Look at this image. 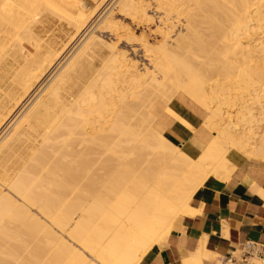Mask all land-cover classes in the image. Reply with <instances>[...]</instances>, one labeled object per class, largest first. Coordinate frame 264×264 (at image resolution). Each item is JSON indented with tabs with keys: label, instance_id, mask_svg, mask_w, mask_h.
I'll use <instances>...</instances> for the list:
<instances>
[{
	"label": "bare ground",
	"instance_id": "1",
	"mask_svg": "<svg viewBox=\"0 0 264 264\" xmlns=\"http://www.w3.org/2000/svg\"><path fill=\"white\" fill-rule=\"evenodd\" d=\"M80 1L46 0L76 30L61 51L35 35L39 14L21 25L20 2L0 0V141L41 94L0 144V264H142L180 216L195 215L204 183L231 177L230 150L264 161V104L245 95L264 91V0L117 1L136 29L149 26L142 66L118 46L136 30L108 15L92 33L103 18ZM258 32L244 47L240 37ZM177 96L204 107L200 133L170 107ZM216 103L236 105V123L220 119L208 142ZM165 111L188 130L185 148L161 129Z\"/></svg>",
	"mask_w": 264,
	"mask_h": 264
},
{
	"label": "crops",
	"instance_id": "2",
	"mask_svg": "<svg viewBox=\"0 0 264 264\" xmlns=\"http://www.w3.org/2000/svg\"><path fill=\"white\" fill-rule=\"evenodd\" d=\"M177 98L170 107L200 133L205 110ZM163 117L161 129L185 148L190 134L184 124L166 111ZM228 158L235 169L230 180L211 177L204 183L192 200L195 215L180 216L166 241L152 249L142 264H194L201 249L205 253L202 264H226L223 259L230 255L237 261L234 264H240L238 254L246 242L264 246V161L234 153Z\"/></svg>",
	"mask_w": 264,
	"mask_h": 264
},
{
	"label": "rangeland",
	"instance_id": "3",
	"mask_svg": "<svg viewBox=\"0 0 264 264\" xmlns=\"http://www.w3.org/2000/svg\"><path fill=\"white\" fill-rule=\"evenodd\" d=\"M22 1V2H21ZM21 1H19L18 0V2H20L19 3V6H22V8L20 7V12H21V14H22V22H20V24L22 25V23H24V21H25V23H28L27 22V20L28 21H30V19L34 16V15H37V14H39V17H41V19H42V21H43V24L44 25H36L34 28H33V30H34V32H35V35H37V37L38 38H42L43 40H47L46 42H50L49 44L54 48V49H56V50H63L67 45H70V42H71V38L73 37V35H75V33H76V30H75V28H74V26L72 25V23L70 22V21H68V20H66V19H62L59 15H56V13H52V12H50V11H46V8L49 6L47 3H46V0H21ZM80 1V0H79ZM82 1V3L86 6V9L87 10H89V12H91V10L93 11L94 9H96V11H98L97 12V17L95 16V20L98 18V16L100 15V17H99V19L98 20H100V19H102L100 22H96L97 23V25H96V27H95V29L92 31V33L101 25V23L103 22V20L108 16V15H110L109 16V18H108V20L106 21V23L107 24H110V25H112V24H114L115 22H117L118 21V23H120V24H123L124 26L123 27H125L126 29H128L127 27H129V29L128 30H130L131 28L133 29H131L132 30V32L134 33V31L136 30V32H135V35H136V41L134 42L133 41V43H131L130 42V44L131 45H129L128 46V44L129 43H127L126 41H124L123 40V42L121 43V44H119L118 46H120L119 48L120 49H122L124 52H126V53H128L127 55L129 56V58H131V59H133V60H137V62H140V63H138V64H140V66H142V65H144L145 63L147 64L148 62H147V60H145V57L143 56L144 54L142 53L143 51H142V42L141 41H139L140 40V34H141V32H142V30L143 29H146V31L149 29V26H148V28H145V27H140V26H138V28L136 29V27H137V24H136V22H132V20H130L131 18L129 17V16H126L124 13H121V12H119L117 9L116 10H113L114 9V7L119 3V2H117V1H120V0H106L105 1V3L103 4V6L100 8V7H98V5H99V1L100 0H81ZM80 1V2H81ZM114 3H115V5H114ZM21 4V5H20ZM110 4V5H109ZM106 6V7H105ZM98 8V9H97ZM103 12V13H102ZM116 12H117V14H116ZM113 13H114V15H113ZM116 14V15H115ZM122 14V15H121ZM59 17L61 18V20L59 19ZM111 18V19H110ZM112 18H113V20H112ZM116 18H117V20H116ZM120 18V20H121V22H120V20H118ZM25 19V20H24ZM97 20V21H98ZM130 21V22H129ZM106 23H104V24H102V27H104V29L106 28ZM19 24V25H20ZM126 24V25H125ZM132 24H133V26H132ZM19 25H18V30L17 31H15V32H21V30H20V27H19ZM127 25H129V26H127ZM131 25V26H130ZM154 26V25H153ZM153 26H150V27H153ZM125 28H123L122 29V31L123 30H125ZM46 32V33H45ZM260 33H261V31H259ZM258 32V33H259ZM91 33V34H92ZM259 33V35L258 34H252V35H244V36H241L240 37V40H241V42L244 44V47H248V46H251V47H253V46H255L256 44H258V42H257V40H259V38H261L262 37V35ZM90 34V35H91ZM110 34V35H109ZM116 34V33H115ZM137 34H139V35H137ZM44 35H45V37H44ZM90 35H89V37H90ZM88 37V38H89ZM87 38V39H88ZM103 38H104V40L105 41H107V42H109V41H113V39H114V35H113V33L111 34L110 32H108V29H106L105 30V32H103ZM109 39H111V40H109ZM52 42V43H51ZM126 42V43H125ZM137 42H138V44H140V46L137 44ZM141 42V43H140ZM125 43V44H124ZM27 46H29V44L26 42L25 43ZM123 44V45H122ZM135 44V45H134ZM137 44V45H136ZM126 45V46H125ZM72 47V45L70 46V48ZM141 47V48H140ZM81 48V47H80ZM79 47L77 48V50H75L76 52L80 49ZM135 48H136V50H135ZM75 49H76V47H75ZM74 51V50H73ZM132 51V52H131ZM72 53V52H71ZM136 53V54H135ZM71 55V54H70ZM69 55V56H70ZM69 56H67V59H69L68 61H67V59L65 60L64 59V61H63V65L61 64L59 67H61V70H63V68L71 61V59L73 58V56L72 57H69ZM142 59V60H141ZM66 61V62H65ZM240 61V62H239ZM65 62V63H64ZM232 65H233V62H235L234 63V65H236V66H238V67H235V68H239V66L241 67L242 66V57H240V56H236V57H234L233 59H231V61H229ZM238 63V65H237V63ZM65 64V65H64ZM63 67V68H62ZM61 70H60V72H61ZM240 70V69H239ZM239 70H237L236 71V76L239 74ZM59 72V73H60ZM59 73H56V77L59 75ZM55 74V73H54ZM56 77H54V79L56 78ZM235 77V76H234ZM230 78V80H229V84H230V86H231V83H232V86H231V88H232V94H231V98H235L236 100H237V98H242V89H240V88H238L239 86H238V83H237V81H238V78L236 79V78ZM51 79V78H50ZM54 79H52V81L54 80ZM233 81H232V80ZM237 80V81H236ZM49 81V80H48ZM52 81H49L50 83L52 82ZM234 82H235V84L237 83V85H235L234 84ZM213 83V81L211 82V84ZM234 84V85H233ZM238 86V87H237ZM48 87V86H47ZM46 87V88H47ZM45 88V89H46ZM233 88H234V90H233ZM239 92H241V93H239ZM245 92H246V94H245ZM245 92H243V94H245V95H249L248 96V98L247 99H250V102L249 103H252V104H256V103H258V102H263V104H264V91L263 90H261V89H259V88H254L253 89V92H251V93H247V91H245ZM239 93V94H238ZM36 96V95H35ZM41 96V94L39 95V97ZM39 97L37 96V97H33V99L32 100H34L33 101V103L32 104H30V103H28L27 105H26V108H24L23 109V111L24 112H22L21 111V115L19 116L20 118L18 119V121L13 125V124H11V125H13V126H11L9 129V131L7 132V134L2 138V140L0 141V144L3 142V140L7 137V135L15 128V126L18 124V122H20V120L27 114V112L29 111V109L34 105V103L39 99ZM31 100V101H32ZM30 101V102H31ZM192 101V100H191ZM241 101H242V99H241ZM240 101V102H241ZM193 102V104H194V106H196V108L198 107L200 110H202L201 108H203L204 109V107H202L201 105H199L198 103H196V102H194V101H192ZM239 102V103H240ZM238 103V102H237ZM29 106V107H28ZM201 107V108H200ZM28 108V109H27ZM215 109H220L221 111H220V114H222V116H220V115H218V116H216V117H214V119H213V122L215 123V122H218V126H217V129L214 127V125H210V128L208 127V131H209V133H210V138H209V140H208V142H211V141H213V140H215L216 139V137H215V135L217 134L218 135V137H219V134L220 133H218L219 132V128H220V125L222 124V123H225V122H223V121H221L220 122V119H222V120H224V121H226V126H227V124H229L228 126H230V124H231V126H233V122H235L236 123V118H235V116H236V114L238 113V107L236 106V105H234V104H232L231 106H226V105H224V104H222V103H216L215 104V107H214ZM214 109V110H215ZM25 110H27V111H25ZM231 119H230V118ZM228 118H229V120H228ZM231 120V121H230ZM233 121V122H232ZM232 122V123H231ZM215 125H217V123L215 124ZM230 126V127H231ZM236 126H238L239 127V124L238 125H236ZM219 127V128H218ZM8 130V129H7ZM212 130V131H211ZM214 134V135H213ZM216 135V136H217ZM211 138H212V140H211ZM231 153H234V154H237V155H239L240 153L238 152V151H236V150H230L229 152H228V156L231 154ZM242 155V154H241ZM242 157H245L244 155H242ZM247 158V157H246ZM222 181H225V180H222ZM169 235H167L166 237H165V239L162 241V243L164 242V241H166V239H167V237H168Z\"/></svg>",
	"mask_w": 264,
	"mask_h": 264
},
{
	"label": "built area",
	"instance_id": "4",
	"mask_svg": "<svg viewBox=\"0 0 264 264\" xmlns=\"http://www.w3.org/2000/svg\"><path fill=\"white\" fill-rule=\"evenodd\" d=\"M238 258L240 264H250L251 260L255 258L260 260V264H264V246L248 241L243 245L242 250L238 254ZM236 262L233 255L223 259V263L226 264H234Z\"/></svg>",
	"mask_w": 264,
	"mask_h": 264
}]
</instances>
